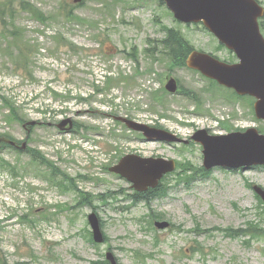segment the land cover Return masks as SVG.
<instances>
[{
    "label": "rangeland",
    "instance_id": "obj_1",
    "mask_svg": "<svg viewBox=\"0 0 264 264\" xmlns=\"http://www.w3.org/2000/svg\"><path fill=\"white\" fill-rule=\"evenodd\" d=\"M127 1L130 7L112 8L107 1L86 0L72 8L84 20L77 22L64 14L71 9L70 0H0V135L27 140L54 163L38 158L36 169L28 152L0 146V158L13 164L0 165V253L10 264H109L108 251L119 264H264V241L248 245V236L233 237L227 230L246 228L249 221L264 225L263 202L251 187H264V167L215 168L190 186L175 185L169 196L153 202L163 213L159 220L173 223L166 230L143 218L149 209L143 202L134 204L131 183L109 170L126 153L203 163L201 147L193 141H148L110 114L190 140L197 128L223 132V121L230 129L257 125L264 132V121L256 120L254 110L243 107L226 117V109L235 108L231 103L244 101L170 55L168 32L174 29L194 49L232 60L212 34L200 24L179 22L157 0ZM4 4L14 12L4 11ZM31 6L39 7L47 21H39L27 9ZM13 28L23 31L30 48L28 68L15 63L21 54ZM153 47L159 53L155 59L146 52ZM124 75L135 76L134 81ZM171 77L182 91L165 89ZM98 85L101 91L95 92ZM4 97L18 102L25 121L37 124L28 130L24 122L8 120ZM67 117L80 125L76 131L56 126ZM55 167L66 179L50 176ZM184 175V170L174 173L166 183L180 184ZM70 178L86 202H80L81 194L73 188L62 191L60 180L68 188ZM94 211L104 222L103 244L88 238V214ZM24 214L34 223L20 218ZM196 244L200 249L194 252Z\"/></svg>",
    "mask_w": 264,
    "mask_h": 264
},
{
    "label": "water",
    "instance_id": "obj_2",
    "mask_svg": "<svg viewBox=\"0 0 264 264\" xmlns=\"http://www.w3.org/2000/svg\"><path fill=\"white\" fill-rule=\"evenodd\" d=\"M82 0H73L77 3ZM176 18L183 22H203L211 32L229 48L235 50L240 63L227 65L212 57L192 52L187 63L189 67L201 70L209 77L216 76L228 86L256 96V111L259 118H264V36L260 30L258 18L264 15V8L256 0H165ZM169 91L175 92L177 84L171 79L167 84ZM129 127L142 130L149 139L157 138L168 141H182L176 135L150 128L136 121L124 119ZM35 122H31L34 124ZM70 119L59 124L62 129H71ZM195 139L205 146L204 164L206 168L215 165H224L232 168L264 164V134L255 128L245 133H231L226 136H209L203 133L197 134ZM10 144L17 145L8 139H2ZM26 143L20 146L26 149ZM176 167L174 160L161 158H141L129 154L111 168L132 182L139 191H145L149 187L156 188L163 175L173 171ZM257 192L264 199V189L257 186ZM89 219L93 227L94 239L97 242L104 241V235L100 222L95 213L90 214ZM157 226L164 228L168 222H158ZM111 264H118L115 256L108 253Z\"/></svg>",
    "mask_w": 264,
    "mask_h": 264
},
{
    "label": "trees",
    "instance_id": "obj_3",
    "mask_svg": "<svg viewBox=\"0 0 264 264\" xmlns=\"http://www.w3.org/2000/svg\"><path fill=\"white\" fill-rule=\"evenodd\" d=\"M23 5H25V3H23ZM22 5V6H23ZM4 11L6 12H11L13 11L14 12V8L10 5V7L7 5V4H4ZM35 13L43 18V14L39 11V10H35ZM261 26L264 28V19L261 21ZM13 35H14V40L17 44H19L20 42V32L18 29H15L13 28L12 30H10ZM167 44L170 46V55L176 59V61L178 63H180L181 65H184V61H185V58L187 56V54L192 50V47L190 46V44L188 42L185 41V39L181 38L179 36V32L174 30V29H171L169 30L168 32V40H167ZM10 48V47H9ZM9 107L11 108L12 112H15L16 111V108L13 104H9ZM24 118H20V120H23ZM33 153H35L34 150H31ZM9 161H5L3 160L0 165H4V164H9L11 165L10 163H8ZM191 164L190 163H180V167H182V170L185 171V174H187V170L190 169L192 170L193 168L189 167ZM201 169V168H200ZM197 171V169H196ZM164 185H161L158 189H155V190H150L148 192V194L154 196V195H158L162 192H165V189H164ZM141 195L142 194H137L135 196L136 199H141ZM143 196V195H142ZM145 197V196H143ZM146 198H149V196H146ZM228 231H230V234L233 236V237H237V236H240V235H249V238L246 240V243L248 245H251V242L255 239H264V225L263 223H260V222H256V221H249L248 223V226L246 228H240V229H237V230H230V229H227ZM199 248H195V251L198 250ZM142 253V252H140ZM0 263L3 264L0 260ZM107 263V261H106ZM5 264H7V262H5ZM108 264V263H107Z\"/></svg>",
    "mask_w": 264,
    "mask_h": 264
},
{
    "label": "flooded vegetation",
    "instance_id": "obj_4",
    "mask_svg": "<svg viewBox=\"0 0 264 264\" xmlns=\"http://www.w3.org/2000/svg\"><path fill=\"white\" fill-rule=\"evenodd\" d=\"M233 97H239L238 99L240 100V102L244 101V104H242L244 109H248V110H250L251 108L254 109V105L257 100L255 97L244 96V95L239 96L235 93H233Z\"/></svg>",
    "mask_w": 264,
    "mask_h": 264
}]
</instances>
